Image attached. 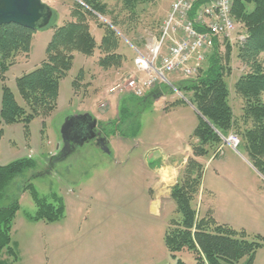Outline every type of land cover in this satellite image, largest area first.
<instances>
[{"label": "rangeland", "instance_id": "1", "mask_svg": "<svg viewBox=\"0 0 264 264\" xmlns=\"http://www.w3.org/2000/svg\"><path fill=\"white\" fill-rule=\"evenodd\" d=\"M42 1L51 8L53 16L49 25L33 31L29 55L18 56L0 79V102L4 83L17 103L25 105L17 90L16 78L40 64L55 27L69 19L72 0ZM171 2L147 0L126 38H131L141 50L143 38L158 34ZM100 20L90 21L97 43L102 35V29L97 27ZM244 34L243 24L235 21L232 37L219 41L222 57L223 39L231 46V72L226 79L231 91L229 103L235 115L241 113L242 101L234 93L233 83L245 70L237 58ZM118 51L125 55V61L121 67L108 69L97 64L100 56L97 47L90 56L74 52L71 68L59 80L55 109L45 117H34L28 129L21 123L1 125L0 165L27 157L36 163L35 168L13 178L2 200L6 203L12 198L18 199L19 210L11 238L20 264H175V258L163 242L169 219L177 215L175 203L171 200L161 209V214H152L148 189L154 181L153 156L159 160L179 156L180 148L186 146L198 122L192 106L177 101L182 95L176 90L178 82L195 75L167 73L166 79L175 89L160 83L146 91L145 98L130 95L119 98L108 90L125 76L126 70H134L135 51L124 39ZM261 56L264 63V53ZM80 71L78 86L73 89L72 81ZM154 88L156 92L151 93ZM100 103L105 107L99 108ZM121 103H128L126 109L131 111L128 124L116 123ZM83 114L91 115L99 123L108 122L103 128L109 153L92 142L78 145L72 153H60L61 125L67 117ZM229 134L236 136L239 144L235 149L225 144L209 159L197 207L200 214L208 209L206 212L217 222L244 229L249 235L260 234L264 240V178L249 162L239 133L232 130ZM29 182L40 198L51 201L53 194L61 198L65 209L63 218L47 223L27 217L36 210L30 189L25 187ZM177 257L185 264H194L191 251L182 250ZM253 264H264V245L256 250Z\"/></svg>", "mask_w": 264, "mask_h": 264}, {"label": "trees", "instance_id": "2", "mask_svg": "<svg viewBox=\"0 0 264 264\" xmlns=\"http://www.w3.org/2000/svg\"><path fill=\"white\" fill-rule=\"evenodd\" d=\"M203 1L206 0H201V3ZM146 2L72 0L69 19L55 27L45 48V58L36 68L16 78L17 90L25 105H19L12 91L2 84L0 133L2 124L21 123L28 129L34 117H45L55 109L59 80L71 68L74 52L90 56L97 47L100 52L97 64L101 68L121 67L125 55L118 49L122 39L132 47H137L126 35L131 30L130 25L135 23L143 11L141 5ZM231 16L234 21L243 24L245 31L237 53L245 70L233 83V91L242 101L241 113L235 115L229 103L231 91L226 78L231 72V46L227 39H223V57L219 53L220 40H215L197 74L177 84V90L182 95L177 101L190 104L198 114V122L190 134L191 154L169 193L177 215L169 219L163 242L175 258V264H185L177 257V253L182 250L192 252L194 264H253L256 250L264 245L260 234L249 235L244 229L238 230L219 223L210 212L199 214L197 207V197L203 192L205 161L217 154L223 146L222 137H226L232 130L239 133L249 162L264 178V63L261 59L264 53V0H231ZM98 18H102L97 26L102 29L99 43L90 29L91 19ZM32 35V29L19 24L0 25L1 80L18 56L29 55ZM80 76L81 71L72 81L73 89L78 86L76 81ZM155 88L151 93L156 92ZM124 95L130 94L119 95V98ZM121 104L117 110L116 123L128 124L131 111L126 109L128 103ZM101 131L106 137L102 128ZM35 166V161L30 157L0 165V264H20L16 244L11 238L19 204L17 197L2 202L6 188L15 176ZM25 187L30 189L36 207L34 214L27 216L30 220L50 223L64 217V204L59 196L53 194L50 201L40 198L32 183H27Z\"/></svg>", "mask_w": 264, "mask_h": 264}, {"label": "built area", "instance_id": "3", "mask_svg": "<svg viewBox=\"0 0 264 264\" xmlns=\"http://www.w3.org/2000/svg\"><path fill=\"white\" fill-rule=\"evenodd\" d=\"M234 31L231 0H172L158 35L150 37L141 50L133 47L134 70L128 69L108 91L142 97L160 83L175 89L166 79L167 73L196 75L214 41L229 39ZM222 141L233 149L239 144L232 134Z\"/></svg>", "mask_w": 264, "mask_h": 264}, {"label": "water", "instance_id": "4", "mask_svg": "<svg viewBox=\"0 0 264 264\" xmlns=\"http://www.w3.org/2000/svg\"><path fill=\"white\" fill-rule=\"evenodd\" d=\"M51 17V8L42 0H0V25L15 23L34 31L47 26ZM79 120L88 122L90 135L77 131L75 126ZM96 124L97 120L88 114L67 117L60 128L62 139L60 153L63 155L72 153L78 145H83L85 142L95 143L101 150L109 153L107 139L102 135L101 129L97 132L93 131Z\"/></svg>", "mask_w": 264, "mask_h": 264}, {"label": "crops", "instance_id": "5", "mask_svg": "<svg viewBox=\"0 0 264 264\" xmlns=\"http://www.w3.org/2000/svg\"><path fill=\"white\" fill-rule=\"evenodd\" d=\"M158 33H159V30H158ZM157 35H150L149 37L145 38L144 45L150 37H154ZM97 124H98V127H100V129L102 128L104 131V128H103L104 124H108V122H100V123L97 122ZM93 144L96 147L98 146L95 143ZM225 144L226 143H222L223 145L222 147L226 146ZM178 154L179 156H173V157H167V158L161 157L160 160L159 158H155L153 156V159L156 161V163L151 166L153 174H154V181L152 182L151 187L148 189L149 194H150L149 209L152 214L154 213L161 214V209L164 208V205L167 204V202L171 201L169 197L170 188L172 185L175 184L180 169L185 164L187 157L191 154L189 141L186 143L185 147L180 148ZM151 158H152V155H151ZM209 159L210 158H208L205 161V164L208 163ZM199 196H200V193H199ZM199 214H200V211H199Z\"/></svg>", "mask_w": 264, "mask_h": 264}, {"label": "flooded vegetation", "instance_id": "6", "mask_svg": "<svg viewBox=\"0 0 264 264\" xmlns=\"http://www.w3.org/2000/svg\"><path fill=\"white\" fill-rule=\"evenodd\" d=\"M88 122L87 121H85V120H79V121H77L76 122V129H77V131H79V132H81L82 134H89L90 135V130L88 129ZM98 129H100V128H98V126H97V124H96V128L95 129H93V131L94 132H97L98 131ZM82 130V131H81Z\"/></svg>", "mask_w": 264, "mask_h": 264}]
</instances>
